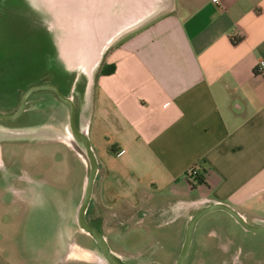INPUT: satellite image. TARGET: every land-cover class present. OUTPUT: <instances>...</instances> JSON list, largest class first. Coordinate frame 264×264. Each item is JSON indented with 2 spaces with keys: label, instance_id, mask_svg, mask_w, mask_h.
<instances>
[{
  "label": "crops",
  "instance_id": "crops-1",
  "mask_svg": "<svg viewBox=\"0 0 264 264\" xmlns=\"http://www.w3.org/2000/svg\"><path fill=\"white\" fill-rule=\"evenodd\" d=\"M259 61H264V0H161L153 16L104 48L92 84L73 72L89 86L77 119L98 163L87 221L107 243L119 219L123 227L139 222L121 208L139 205L151 208L143 211L154 215L157 228L171 225L182 244L193 215L213 203L264 226V75L254 73ZM57 127L0 126V199L21 206L25 229L33 221L43 229L49 221L60 252L55 260L98 264L95 246L78 244L86 165ZM33 142L50 143L55 161L63 147L83 166L79 199L60 220L56 209L43 220L42 210L59 198L64 205L65 196L29 176L22 159L28 147H7ZM194 165L204 171V183L192 189L185 173ZM118 206L121 210L113 209ZM203 218L215 224L207 237L230 253L238 224L223 211L198 221L191 244L200 239ZM71 245L77 249L66 251Z\"/></svg>",
  "mask_w": 264,
  "mask_h": 264
},
{
  "label": "rangeland",
  "instance_id": "rangeland-1",
  "mask_svg": "<svg viewBox=\"0 0 264 264\" xmlns=\"http://www.w3.org/2000/svg\"><path fill=\"white\" fill-rule=\"evenodd\" d=\"M33 8L28 0H0V114L16 111L24 91L29 86L47 82L61 84L63 92L73 98L79 110L88 89L87 80L82 74L80 77L75 76L78 80L73 90L74 76L64 64L58 62L55 53L54 40L51 37L55 34L53 37L56 42V33H48L50 22L45 21L46 17ZM68 115L69 108L66 104L52 92L40 91L29 97L26 111L20 119L0 120V126H17L18 129L59 126L62 127L63 134L65 133L64 137L69 139L72 135ZM23 146L30 150L22 158L29 176L41 181L43 187L47 182L48 186H54L56 192L65 196L64 205L59 198L57 205L49 203V208L43 207V220H50V213L55 209L61 214L60 220L63 212L71 211L79 199L83 166L63 147L58 148L64 152H61L59 160L51 159L53 148L50 143L7 145L14 148ZM4 160L8 163L9 159L5 156ZM121 207L108 208L126 209L132 212L128 213L130 216L138 215L135 220H139L136 224L124 223L123 227L124 221L119 219L121 224L118 223L115 231L109 233L108 245L123 258L121 261L124 264H176L182 241L175 237L171 225L157 228L154 215L143 211L151 209L146 205L136 208ZM105 217V214H101V221ZM25 218L26 216L21 215L19 204H4L0 199V264H87L70 258L55 260L60 252L54 245V227L48 221L42 225L43 229H38L40 224L33 221L25 229ZM212 222L207 218L202 219L198 226L201 231L198 230L196 234V238L200 235V239L191 244L186 264H218V261L230 259L231 255L239 260L234 264H264V234L243 232L238 225L234 228L232 246L228 251L230 253H224L222 249H228L227 246L222 247L218 240L207 237L208 232L215 228ZM64 233L68 234V231ZM78 244L80 249L94 247L93 240L83 233ZM72 248L77 249L71 245L66 251ZM95 260L98 264H104L99 252Z\"/></svg>",
  "mask_w": 264,
  "mask_h": 264
},
{
  "label": "water",
  "instance_id": "water-1",
  "mask_svg": "<svg viewBox=\"0 0 264 264\" xmlns=\"http://www.w3.org/2000/svg\"><path fill=\"white\" fill-rule=\"evenodd\" d=\"M161 0H28L40 15L49 21L48 33L52 35L57 59L64 64L69 72H81L93 82V74L99 63L100 56L113 38L137 22L149 19L158 10ZM54 36V37H53ZM59 38V39H58ZM89 88V86H88ZM48 90L63 102L68 104L69 126L76 139H68L67 143L84 161L86 175L84 189L77 210V225L84 234L89 236L99 249L104 264H124L110 249L104 236L86 220L93 184L98 171V163L88 138L87 130L80 129L75 122V104L71 98L61 94L54 84L34 85L23 94L18 109L12 114H0V120L17 119L24 111L28 97L36 91ZM223 211L245 231L254 234H264V226L252 225L232 207L213 203L198 211L190 219L187 226L181 251L176 264H184L189 253L193 233L198 221L205 215Z\"/></svg>",
  "mask_w": 264,
  "mask_h": 264
},
{
  "label": "flooded vegetation",
  "instance_id": "flooded-vegetation-1",
  "mask_svg": "<svg viewBox=\"0 0 264 264\" xmlns=\"http://www.w3.org/2000/svg\"><path fill=\"white\" fill-rule=\"evenodd\" d=\"M62 72V71H61ZM72 76H74V81H73V90H74V87L76 86V82H77V78H75V76L76 75H74V73H72L71 74ZM42 84H54V85H56L58 88H59V90H60V92H61V94L63 95V96H65V97H69V98H71L72 99V101H73V98L72 97H70V96H68V95H66L64 92H63V90H62V88L60 87L61 86V84H59V83H39V84H32L31 86H29L28 88H30V87H32V86H34V85H42ZM75 85V86H74ZM27 88V89H28ZM26 89V90H27ZM15 90H16V87H15V89H14V93H15ZM25 90V91H26ZM25 91H24V93H25ZM40 91H48V90H40ZM40 91H36V92H40ZM36 92H33L32 94H34V93H36ZM50 92H52V91H50ZM23 93V94H24ZM53 93V92H52ZM31 94V95H32ZM54 95H55V93H53ZM30 95V96H31ZM23 96V95H22ZM29 96V97H30ZM56 96V95H55ZM29 97H28V99H29ZM57 97V96H56ZM22 98V97H21ZM28 99H27V102H26V105H27V103H28ZM57 99H59L58 97H57ZM21 100V99H20ZM60 100V99H59ZM61 101V100H60ZM62 103H64V104H66L65 102H63V101H61ZM74 102V101H73ZM19 103H20V101H19ZM75 104V103H74ZM26 105H25V109H24V111H23V113L17 118V119H20L22 116H23V114L25 113V111H26ZM67 106H68V104H66ZM19 106V105H18ZM68 108H69V106H68ZM17 109H18V107H17ZM17 109H16V111H17ZM16 111H14V112H16ZM69 111H70V108H69ZM14 112H11V113H8V114H12V113H14ZM16 119V120H17ZM15 120V119H14ZM11 121H13V120H11ZM75 122H76V125L82 130L83 128H81L80 127V125L78 124V119H77V108H76V104H75ZM68 125H69V115H68ZM69 129H70V126H69ZM70 132H71V129H70ZM71 135H72V138L78 143V144H80V145H82L81 144V142L80 141H78V139H76V137L74 136V134L71 132ZM86 220H87V215H86ZM88 222V221H87ZM94 228H96L95 227V224L93 225V224H91ZM97 229V228H96ZM99 232H101L99 229H97ZM93 244H94V246H95V248H96V251L97 252H99V249H98V247L96 246V244L94 243V241H93ZM100 254V253H99ZM231 258L230 259H227V260H221V261H218V264H234V262H236V261H239V260H236V256H230ZM186 261V260H185ZM184 264H186V262L184 263Z\"/></svg>",
  "mask_w": 264,
  "mask_h": 264
},
{
  "label": "trees",
  "instance_id": "trees-1",
  "mask_svg": "<svg viewBox=\"0 0 264 264\" xmlns=\"http://www.w3.org/2000/svg\"><path fill=\"white\" fill-rule=\"evenodd\" d=\"M49 52H52V50L49 49ZM112 71L113 69L111 71H102V73L110 74ZM189 169L191 171H195V174L192 175L191 173H188V170H187V172L185 173V178L188 184L191 186V188L194 189L196 186L204 183V178L202 175L204 171L199 170L196 165L192 166Z\"/></svg>",
  "mask_w": 264,
  "mask_h": 264
},
{
  "label": "built area",
  "instance_id": "built-area-1",
  "mask_svg": "<svg viewBox=\"0 0 264 264\" xmlns=\"http://www.w3.org/2000/svg\"><path fill=\"white\" fill-rule=\"evenodd\" d=\"M213 2H216L217 0H212ZM254 73L258 75H264V61H259L255 67H254ZM188 173H191L192 175L195 174V171H191L188 169Z\"/></svg>",
  "mask_w": 264,
  "mask_h": 264
}]
</instances>
